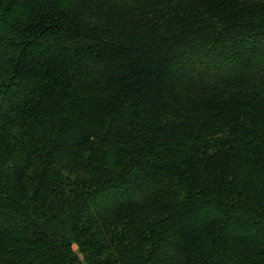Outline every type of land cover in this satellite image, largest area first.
<instances>
[{"label": "trees", "instance_id": "16d2710c", "mask_svg": "<svg viewBox=\"0 0 264 264\" xmlns=\"http://www.w3.org/2000/svg\"><path fill=\"white\" fill-rule=\"evenodd\" d=\"M0 264H264V0H0Z\"/></svg>", "mask_w": 264, "mask_h": 264}]
</instances>
